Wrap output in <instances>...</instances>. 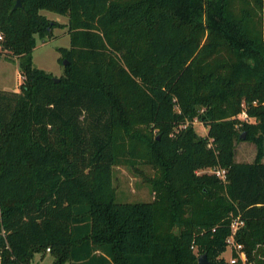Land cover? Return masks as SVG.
<instances>
[{"label":"trees","instance_id":"obj_1","mask_svg":"<svg viewBox=\"0 0 264 264\" xmlns=\"http://www.w3.org/2000/svg\"><path fill=\"white\" fill-rule=\"evenodd\" d=\"M16 1L0 0V57L24 77L0 89V264L49 248L54 264H230L239 216L264 264V0ZM44 9L68 17L59 81L33 63L64 26ZM118 166L151 168L154 199L117 203ZM216 167L225 182L197 174Z\"/></svg>","mask_w":264,"mask_h":264},{"label":"rangeland","instance_id":"obj_2","mask_svg":"<svg viewBox=\"0 0 264 264\" xmlns=\"http://www.w3.org/2000/svg\"><path fill=\"white\" fill-rule=\"evenodd\" d=\"M43 14L50 19L63 23V27L54 29L53 37L41 38L36 37V48L33 52V63L36 67L45 70L56 77L64 75V67L60 62L62 53L60 47L70 46V36L68 28V17L49 10H42ZM262 23L264 25V10H261ZM24 81V77L20 71L19 61L17 59H9L6 56L0 57V89L7 91H19ZM238 118L246 122H254V118H250L245 111L238 114ZM241 124L237 125L240 130ZM194 128L201 136H206L208 128L199 120L194 121ZM236 160L237 162H254L257 155V146L255 143L247 140H241L236 144ZM154 171L149 167L139 166L138 169L128 166H118L113 170V184L116 188L117 203H148L154 199L152 187L148 183V178L154 176ZM198 175H213V168L198 171ZM232 252L230 248L223 254L226 260H230ZM34 264H54L51 255H45L44 259L36 256Z\"/></svg>","mask_w":264,"mask_h":264},{"label":"built area","instance_id":"obj_3","mask_svg":"<svg viewBox=\"0 0 264 264\" xmlns=\"http://www.w3.org/2000/svg\"><path fill=\"white\" fill-rule=\"evenodd\" d=\"M263 10H264V1H263ZM3 40V35L0 32V41ZM213 174L217 176L221 181L225 182L227 179V170L216 167L213 169ZM244 222L242 221L241 217H236L233 220L232 223V236L228 239L229 248L232 252V256L229 260L230 264H254L253 262L249 261L247 254L244 250V245L241 243H238L235 240V236L238 233V230L241 226H243ZM51 252V249L49 248L47 250V253L49 254Z\"/></svg>","mask_w":264,"mask_h":264},{"label":"water","instance_id":"obj_4","mask_svg":"<svg viewBox=\"0 0 264 264\" xmlns=\"http://www.w3.org/2000/svg\"><path fill=\"white\" fill-rule=\"evenodd\" d=\"M22 0H17L16 1V4L14 6V8H17V7H22ZM65 64H67V60L64 61ZM56 81H59V77H54ZM243 138L246 137V134L244 133L242 135ZM199 264H209L208 260H207V256L203 255L199 258V261H198Z\"/></svg>","mask_w":264,"mask_h":264}]
</instances>
